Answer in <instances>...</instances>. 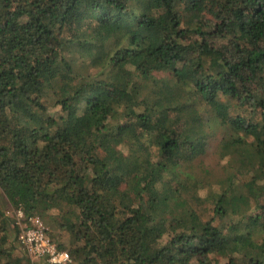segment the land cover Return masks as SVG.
<instances>
[{"label":"trees","instance_id":"obj_1","mask_svg":"<svg viewBox=\"0 0 264 264\" xmlns=\"http://www.w3.org/2000/svg\"><path fill=\"white\" fill-rule=\"evenodd\" d=\"M8 204L74 264H264V0H0V264H31Z\"/></svg>","mask_w":264,"mask_h":264},{"label":"built area","instance_id":"obj_2","mask_svg":"<svg viewBox=\"0 0 264 264\" xmlns=\"http://www.w3.org/2000/svg\"><path fill=\"white\" fill-rule=\"evenodd\" d=\"M6 214L15 219L18 242L31 264H74L71 253L59 246L51 234V228L39 214L27 215L21 206L9 207Z\"/></svg>","mask_w":264,"mask_h":264},{"label":"rangeland","instance_id":"obj_3","mask_svg":"<svg viewBox=\"0 0 264 264\" xmlns=\"http://www.w3.org/2000/svg\"><path fill=\"white\" fill-rule=\"evenodd\" d=\"M207 161L208 164H210V166L213 168V170L219 175V177H223L224 173L228 174L229 172L234 171L230 165L228 163H226L225 161L221 160L219 155L216 154L214 151H210V153L207 155ZM232 170V171H231ZM239 176L242 180L244 181H248L251 178V173L246 171V169L242 172L239 173ZM204 192V191H203ZM11 204H8V206L6 207V210L11 207ZM49 227L51 228V231L53 233V229L52 227L49 225ZM54 238L60 239V237L58 236H54ZM58 241V240H57Z\"/></svg>","mask_w":264,"mask_h":264}]
</instances>
